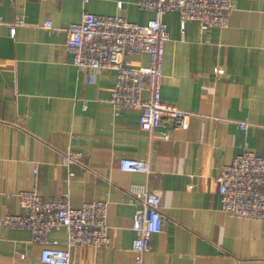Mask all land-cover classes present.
<instances>
[{"label": "crops", "instance_id": "1", "mask_svg": "<svg viewBox=\"0 0 264 264\" xmlns=\"http://www.w3.org/2000/svg\"><path fill=\"white\" fill-rule=\"evenodd\" d=\"M232 1L226 29L190 22L182 33L179 14L165 16L162 98L192 117L186 130L165 122L146 132L138 110L110 104L116 72L90 83L78 71L64 30L84 13L140 24L153 13L138 0H0V219L24 214L18 193L69 195L75 209L108 203L110 240L74 247L71 264H264V222L223 213L216 181L244 150L264 158V0ZM69 152L81 159L64 165ZM122 159L147 160L151 172L121 171ZM149 192L161 196L165 223L139 261L133 216ZM48 239L67 247L65 229ZM40 252L29 231L0 227V264H43Z\"/></svg>", "mask_w": 264, "mask_h": 264}, {"label": "built area", "instance_id": "2", "mask_svg": "<svg viewBox=\"0 0 264 264\" xmlns=\"http://www.w3.org/2000/svg\"><path fill=\"white\" fill-rule=\"evenodd\" d=\"M48 1V0H35ZM142 11L154 14L146 24L133 23L122 16H98L84 13L79 23L70 25L66 33V50L73 57V64L80 72L95 76L104 72H116V86L110 104L116 109L139 111L138 126L151 132L165 122L176 130L189 127L191 113L179 109L162 98L163 64L165 45L170 37L165 16L178 13L181 31L187 24L197 22L203 29H226L234 11L232 0H138ZM24 25L18 19L10 27L14 37L18 27ZM49 31L61 29L47 21ZM146 55L147 65L132 66L131 56ZM146 95L144 99L143 96ZM242 129L246 124L240 125ZM169 139V135H165ZM79 153H66L64 165L76 164ZM121 171L128 173L151 172L147 160L122 159ZM221 210L227 216L264 222V158L244 150L231 164L221 167L216 178ZM23 215L6 214L0 219V227L27 230L32 241L41 248L43 264H71L74 247L105 249L109 247V227L106 224L108 203H85L75 209L69 195L45 199L36 191L18 193ZM161 196L147 193L140 200L133 216L132 230L136 233L132 246L139 255L150 250L153 236L164 229ZM65 229L68 234L66 248L50 242L48 235Z\"/></svg>", "mask_w": 264, "mask_h": 264}]
</instances>
